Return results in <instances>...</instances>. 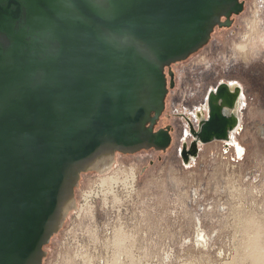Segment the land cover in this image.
<instances>
[{
	"label": "water",
	"instance_id": "1",
	"mask_svg": "<svg viewBox=\"0 0 264 264\" xmlns=\"http://www.w3.org/2000/svg\"><path fill=\"white\" fill-rule=\"evenodd\" d=\"M243 8L244 0H0V264L40 263L74 163L106 143L139 145L145 129L153 148L170 145V128L154 129L165 67L208 41L220 10L217 24L229 26ZM227 127L211 103L197 134L207 143Z\"/></svg>",
	"mask_w": 264,
	"mask_h": 264
},
{
	"label": "rangeland",
	"instance_id": "2",
	"mask_svg": "<svg viewBox=\"0 0 264 264\" xmlns=\"http://www.w3.org/2000/svg\"><path fill=\"white\" fill-rule=\"evenodd\" d=\"M260 3L264 5L244 0L243 11L229 26H216L202 47L171 63L175 83L154 125L155 130L170 128V145L117 153L112 168L136 171L156 216L151 226H124L138 230L132 237L122 236L137 253L107 257L105 264H264V60L233 54L234 45L245 41L251 29L246 22L254 21ZM164 72L168 80L167 67ZM219 81L236 82L243 90L235 133L240 155L233 146L213 140L184 165L178 152L190 137H183L188 130L180 111L198 107ZM95 174L81 173L75 197ZM60 235L55 231L43 248L56 250Z\"/></svg>",
	"mask_w": 264,
	"mask_h": 264
},
{
	"label": "built area",
	"instance_id": "3",
	"mask_svg": "<svg viewBox=\"0 0 264 264\" xmlns=\"http://www.w3.org/2000/svg\"><path fill=\"white\" fill-rule=\"evenodd\" d=\"M73 197V207L57 230L61 235L56 250L42 247L39 264H105L107 257L133 256L136 250L122 236L132 237L138 230L123 227L151 226L155 221L150 195L142 192L130 168L96 172Z\"/></svg>",
	"mask_w": 264,
	"mask_h": 264
},
{
	"label": "bare ground",
	"instance_id": "4",
	"mask_svg": "<svg viewBox=\"0 0 264 264\" xmlns=\"http://www.w3.org/2000/svg\"><path fill=\"white\" fill-rule=\"evenodd\" d=\"M260 1L264 2V0ZM223 13L224 10H220L216 14L213 20L212 31L216 26H221V24H217V22L219 20L222 21L221 14ZM246 26L251 29L243 36V38H245L243 43L234 45L235 50L233 49V54L236 56L240 55L245 60L255 57H259L260 59L264 60V5H262V3L258 5V10L255 13L254 21L248 20V22H246ZM206 94L207 96L204 94L202 102L198 108L193 111V120H195L196 124H192L193 120L189 115L183 114L185 121L189 123L187 124V129L189 134L188 138L190 137L189 142L186 140L182 141L181 149L178 152L184 165H189L196 159L198 156L199 147L203 145V142L200 140L197 132L202 122L206 120L209 114L211 103L214 105L216 110L226 116L228 121L226 138H215L213 140H221L225 143V146L233 143L235 144L236 148L238 147L233 139V136L239 130L241 124V109L244 105V95L241 86L233 81H219L217 85L213 86V88H210ZM144 137L146 138L145 141L141 142L139 145L130 147L106 143L99 147L93 154L74 163L68 169L65 183L60 194L58 207L49 221V225L45 234V240H47L53 232L59 229L68 211L73 207L74 197L72 192L74 191L72 190L75 184H79L81 173L91 171L102 173L111 169L118 152H134L142 148L147 149L153 147L152 144L154 135L151 134L150 129L144 130ZM155 149L159 150L158 147H155ZM237 155H240L239 152ZM37 259L38 258L34 256L29 264H37Z\"/></svg>",
	"mask_w": 264,
	"mask_h": 264
},
{
	"label": "flooded vegetation",
	"instance_id": "5",
	"mask_svg": "<svg viewBox=\"0 0 264 264\" xmlns=\"http://www.w3.org/2000/svg\"><path fill=\"white\" fill-rule=\"evenodd\" d=\"M237 14H234V13H232L231 14V16H230V19H232V17L233 16H236ZM223 19L222 20H225V18L224 17H222ZM231 22H232V20H231ZM175 62V61H174ZM167 68H168V72H167V74L171 71V72H173L171 69H170V67H171V64L170 65H168V66H166ZM173 75H174V83H175V74H174V72H173ZM168 76V80H167V89L169 90V88H172V87H169V83H170V81H171V78L169 77V74L167 75ZM196 108H198V107H196ZM196 108H194L192 111H189V110H182V111H180V114L182 115V114H185V115H189L191 118H192V120H193V111L196 109ZM195 122V120H193L192 121V124H196V122ZM182 124H189V123H187L186 121L185 122H182ZM188 130V129H187ZM183 135H184V137H187V136H189V134H187V133H185V132H183ZM185 139V138H184ZM233 139H234V141H235V134H234V136H233ZM235 143H236V141H235ZM228 146H233V148H234V150H235V153L237 154L238 152H239V147H237L236 148V146H235V144H233V143H230V144H228Z\"/></svg>",
	"mask_w": 264,
	"mask_h": 264
}]
</instances>
